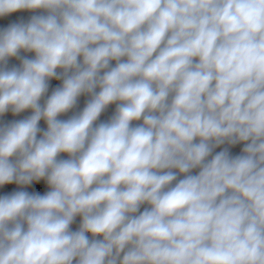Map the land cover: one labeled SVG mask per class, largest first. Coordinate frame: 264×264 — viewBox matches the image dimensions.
<instances>
[{
	"label": "clouds",
	"instance_id": "9594fccd",
	"mask_svg": "<svg viewBox=\"0 0 264 264\" xmlns=\"http://www.w3.org/2000/svg\"><path fill=\"white\" fill-rule=\"evenodd\" d=\"M0 19V264H264V0Z\"/></svg>",
	"mask_w": 264,
	"mask_h": 264
},
{
	"label": "rangeland",
	"instance_id": "374dc122",
	"mask_svg": "<svg viewBox=\"0 0 264 264\" xmlns=\"http://www.w3.org/2000/svg\"><path fill=\"white\" fill-rule=\"evenodd\" d=\"M25 14H27L28 16L31 15V13H27V12H25V13H18V14H13V16L11 18L18 17L19 15L24 16ZM5 23H7V20L0 19V24H5ZM10 63H16V61L15 60H12V61H10ZM55 83H57V82H55V81L52 82V84H55ZM49 94H50V92H49ZM83 106H84V98H81V100L79 101L78 107L76 109L72 110V112H69L68 114H65L64 116H61L60 118L61 119H67L70 115L73 114V112H76V111L81 110L83 108ZM30 114H31L30 110L27 111V112H25V113H21L19 116H17V119H22V118H24V117H26V116H28ZM41 126L42 127H45V125L43 124V122H41Z\"/></svg>",
	"mask_w": 264,
	"mask_h": 264
},
{
	"label": "crops",
	"instance_id": "0c3cea01",
	"mask_svg": "<svg viewBox=\"0 0 264 264\" xmlns=\"http://www.w3.org/2000/svg\"><path fill=\"white\" fill-rule=\"evenodd\" d=\"M16 14H18V13H16ZM18 16V15H17ZM19 16H22V15H19ZM28 15L27 14H25L24 15V17H27ZM114 110V106H112V107H110L109 108V110L105 113V114H103L102 116H101V120H106L110 115H111V113H112V111ZM4 120H13V119H17V116H12V114L11 113H8V114H6V116L3 118ZM219 149H217V151H218ZM238 150H239V147H237L236 149H234V151L235 152H238ZM66 158V157H65ZM14 187V186H13ZM5 190H11V188H6ZM27 190H31V189H27ZM39 190L41 191V192H43L44 191V189L42 188V187H40L39 188ZM78 221H79V218H77V225H78ZM77 225H74L73 227L75 228Z\"/></svg>",
	"mask_w": 264,
	"mask_h": 264
}]
</instances>
